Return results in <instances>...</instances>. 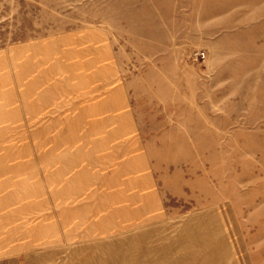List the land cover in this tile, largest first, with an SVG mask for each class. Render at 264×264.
Segmentation results:
<instances>
[{
	"label": "rangeland",
	"instance_id": "obj_1",
	"mask_svg": "<svg viewBox=\"0 0 264 264\" xmlns=\"http://www.w3.org/2000/svg\"><path fill=\"white\" fill-rule=\"evenodd\" d=\"M87 31L116 54L101 98L126 97L118 115L133 129L118 142L134 147L96 172V188L63 199L31 133L43 123L28 118L31 79L99 67L67 50L65 37ZM16 108L20 121L3 123ZM80 209L86 235L39 251L38 264H264V0H0V214Z\"/></svg>",
	"mask_w": 264,
	"mask_h": 264
},
{
	"label": "crops",
	"instance_id": "obj_2",
	"mask_svg": "<svg viewBox=\"0 0 264 264\" xmlns=\"http://www.w3.org/2000/svg\"><path fill=\"white\" fill-rule=\"evenodd\" d=\"M65 38L74 45L68 51L76 54L85 50L94 53L89 57V62L99 63L100 66L75 68L70 74L52 73L53 70L47 71L48 69H44L46 71L41 75L34 73L31 83H36L32 84L31 91L35 93L32 95L28 116L32 125L43 122L39 129H32L31 133L40 132V136L35 139L46 142L45 165L51 174L45 185L54 189L64 181L60 186L62 189L57 192L63 199L78 196L91 187L96 188L100 184L99 180L101 182L96 172L107 169L117 154L128 153L134 147L127 141L118 142L126 139L127 129H133L131 117L118 115V109L126 105V97L113 87L101 98L105 85L113 83L120 75L116 62L111 61L116 54L112 49L109 51L95 46L102 41L99 31L70 34ZM107 59L109 63L106 62ZM104 61L106 66H101ZM54 75L60 78L55 79ZM69 76L75 82L67 85ZM38 82L43 89L38 90L41 87L37 86ZM21 109L16 108L14 115L3 109L1 116L3 120L5 117L10 122L20 121ZM140 164L143 166L147 162L143 160ZM69 172H78V175L70 180L62 179L64 173ZM99 194L96 191L90 195L88 210H92L93 215L101 211L99 205L102 203L96 200ZM63 201L65 200H61ZM126 204L129 205L128 208L125 205V215L127 212L133 215V203ZM141 207L140 210L148 209L145 202L141 203ZM81 211L75 215H21L17 210L9 215L0 214V264H23V261H26L24 264H38L39 251H61L63 243L69 241L71 232L76 236H85L82 225L86 214ZM73 219L77 220V225L71 228L70 220Z\"/></svg>",
	"mask_w": 264,
	"mask_h": 264
},
{
	"label": "built area",
	"instance_id": "obj_3",
	"mask_svg": "<svg viewBox=\"0 0 264 264\" xmlns=\"http://www.w3.org/2000/svg\"><path fill=\"white\" fill-rule=\"evenodd\" d=\"M199 56H200L201 58H205V53H199Z\"/></svg>",
	"mask_w": 264,
	"mask_h": 264
}]
</instances>
